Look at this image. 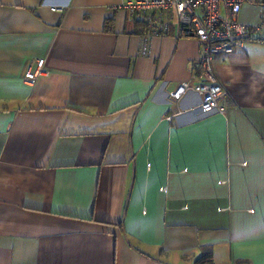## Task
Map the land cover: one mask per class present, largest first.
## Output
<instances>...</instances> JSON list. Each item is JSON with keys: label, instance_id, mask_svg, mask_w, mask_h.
Here are the masks:
<instances>
[{"label": "crops", "instance_id": "1", "mask_svg": "<svg viewBox=\"0 0 264 264\" xmlns=\"http://www.w3.org/2000/svg\"><path fill=\"white\" fill-rule=\"evenodd\" d=\"M118 3L0 0V264H264V34L214 58L204 116L197 39L140 55Z\"/></svg>", "mask_w": 264, "mask_h": 264}, {"label": "built area", "instance_id": "2", "mask_svg": "<svg viewBox=\"0 0 264 264\" xmlns=\"http://www.w3.org/2000/svg\"><path fill=\"white\" fill-rule=\"evenodd\" d=\"M246 0H119L116 9L122 10L134 20L147 25L148 33L141 36L140 55L149 53L148 39L154 35H166L170 30L176 35L192 34L199 42V55L193 62L198 82L192 90L201 97L199 111L202 115L222 114L221 101L228 95L226 87L217 79L213 60L229 55L251 41L253 34H264V27L250 26L239 20L242 4ZM252 2L262 0H249ZM60 8L51 7L52 11ZM43 60H38L34 71L24 74V79L41 77ZM189 89L182 83L170 94L180 99Z\"/></svg>", "mask_w": 264, "mask_h": 264}, {"label": "trees", "instance_id": "3", "mask_svg": "<svg viewBox=\"0 0 264 264\" xmlns=\"http://www.w3.org/2000/svg\"><path fill=\"white\" fill-rule=\"evenodd\" d=\"M254 3L264 5V1H255ZM133 21H134L133 31H132L133 33L141 34V35L142 34L145 35L148 33V27L146 24H144L140 21L134 20V19H133ZM106 25H107V23H106ZM193 264H214L213 260H212V252L210 251V249L202 248L201 255L197 259H195Z\"/></svg>", "mask_w": 264, "mask_h": 264}, {"label": "water", "instance_id": "4", "mask_svg": "<svg viewBox=\"0 0 264 264\" xmlns=\"http://www.w3.org/2000/svg\"><path fill=\"white\" fill-rule=\"evenodd\" d=\"M189 35H192V34H189Z\"/></svg>", "mask_w": 264, "mask_h": 264}]
</instances>
